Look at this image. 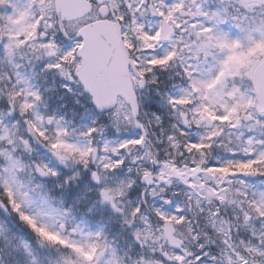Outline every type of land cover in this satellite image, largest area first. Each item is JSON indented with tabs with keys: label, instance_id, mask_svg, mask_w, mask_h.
<instances>
[{
	"label": "snow or ice",
	"instance_id": "1",
	"mask_svg": "<svg viewBox=\"0 0 264 264\" xmlns=\"http://www.w3.org/2000/svg\"><path fill=\"white\" fill-rule=\"evenodd\" d=\"M0 264H264V0H0Z\"/></svg>",
	"mask_w": 264,
	"mask_h": 264
}]
</instances>
